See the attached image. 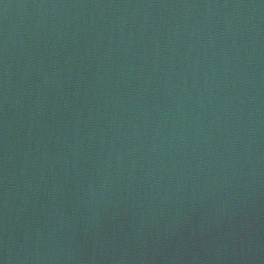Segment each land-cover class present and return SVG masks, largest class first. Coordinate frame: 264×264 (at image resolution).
<instances>
[{
	"label": "water",
	"instance_id": "water-1",
	"mask_svg": "<svg viewBox=\"0 0 264 264\" xmlns=\"http://www.w3.org/2000/svg\"><path fill=\"white\" fill-rule=\"evenodd\" d=\"M0 264H264V0H0Z\"/></svg>",
	"mask_w": 264,
	"mask_h": 264
}]
</instances>
